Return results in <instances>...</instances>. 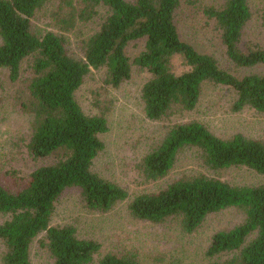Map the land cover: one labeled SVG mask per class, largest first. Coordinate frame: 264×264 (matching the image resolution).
<instances>
[{
  "label": "trees",
  "instance_id": "16d2710c",
  "mask_svg": "<svg viewBox=\"0 0 264 264\" xmlns=\"http://www.w3.org/2000/svg\"><path fill=\"white\" fill-rule=\"evenodd\" d=\"M50 0H0V89L4 73L19 80L22 64L32 73L22 109L33 117L28 150L35 159H53L15 185L0 182L1 264H33L31 249L39 238L53 264H95L101 244L78 235L74 225H52L57 203L69 190L80 192L85 206L107 213L130 198L119 184L93 169L109 131L104 115H87L76 92L91 70H105V84L119 88L132 75L127 49L145 42L134 64L151 75L142 89L144 112L161 121L174 111H194L205 83L235 94L234 112L251 108L264 114V48L242 45L253 13L249 0H221L205 7L215 23L228 61L237 69H261L239 77L218 60L185 41L177 24L183 0H60L65 29L90 22L105 9L100 29L83 42L84 57H72L55 32L37 35L32 20ZM1 103V93H0ZM194 150L212 171L244 168L264 177V140L235 133L228 138L202 122L174 124L143 158L139 169L148 181L164 179L181 154ZM22 180L23 184L19 181ZM237 209L243 220L216 232L207 249L208 264H264V184L238 186L205 173L181 178L155 193L134 197L129 212L137 220L163 224L178 219L192 233L212 214ZM223 257V258H222ZM222 258V259H221ZM97 264H142L138 252L108 253Z\"/></svg>",
  "mask_w": 264,
  "mask_h": 264
},
{
  "label": "rangeland",
  "instance_id": "374dc122",
  "mask_svg": "<svg viewBox=\"0 0 264 264\" xmlns=\"http://www.w3.org/2000/svg\"><path fill=\"white\" fill-rule=\"evenodd\" d=\"M220 3L221 0H183L177 12L182 38L200 52L214 56L223 68L239 77L260 72L261 69H237L228 61L220 33L203 11L207 6ZM249 3L253 17L245 28L242 45L255 43L264 48V0H249ZM59 4L60 0H50L38 10L32 20L33 30L39 36L52 31L64 37L68 53L82 59L83 42L100 29L107 12L100 9L92 21L78 22L74 28L66 30L56 16L54 18ZM144 48L143 41L128 47L132 75L121 87L105 84L104 69L91 70L76 92V100L87 115H104L108 120L109 131L101 135L105 149L95 161L94 171L122 186L130 198L107 213H99L89 210L80 192L71 189L57 203L52 225H74L81 238L98 241L101 250L95 264L108 253L121 254L129 250L139 253L142 264H208L212 260L207 255L212 236L239 224L243 220L242 212L228 209L212 214L197 230L186 233L178 219H169L159 225L135 219L129 212L132 199L143 193L159 192L181 178L200 173L238 186L262 185L264 177L244 168L209 170L194 150L184 151L175 168L161 180L148 181L139 165L174 124L196 120L224 138L242 133L264 140V114L251 108L234 112V92L223 85L205 83L194 111H174L161 121H150L145 115L141 95L151 75L134 64ZM28 65L29 61L23 62L21 76L16 82L4 73L0 89V182L7 186L15 185L17 177H27L37 168L53 163V159H35L28 150L33 117L22 109L32 77ZM19 182L23 184L22 180ZM7 218L0 215V223ZM40 239L32 245V263L53 264L48 251L40 246ZM3 252L0 242V264Z\"/></svg>",
  "mask_w": 264,
  "mask_h": 264
}]
</instances>
